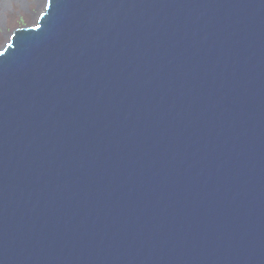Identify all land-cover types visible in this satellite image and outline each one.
Returning <instances> with one entry per match:
<instances>
[{"label": "water", "instance_id": "water-1", "mask_svg": "<svg viewBox=\"0 0 264 264\" xmlns=\"http://www.w3.org/2000/svg\"><path fill=\"white\" fill-rule=\"evenodd\" d=\"M0 27V264H264V0Z\"/></svg>", "mask_w": 264, "mask_h": 264}, {"label": "bare ground", "instance_id": "bare-ground-1", "mask_svg": "<svg viewBox=\"0 0 264 264\" xmlns=\"http://www.w3.org/2000/svg\"><path fill=\"white\" fill-rule=\"evenodd\" d=\"M2 1V3H1ZM41 0H0V25L12 26L18 16H23L28 23L33 19V8L39 9ZM17 26L16 24L14 27ZM0 30L1 27H0Z\"/></svg>", "mask_w": 264, "mask_h": 264}, {"label": "rangeland", "instance_id": "rangeland-1", "mask_svg": "<svg viewBox=\"0 0 264 264\" xmlns=\"http://www.w3.org/2000/svg\"><path fill=\"white\" fill-rule=\"evenodd\" d=\"M1 3H2V1H1ZM41 6H42V0L40 1V4H39V7H41ZM32 12L34 13V16H33V18H34L35 15L38 13V9L33 8ZM14 23L17 26L14 27L15 24L13 25V27L9 26V25H6L5 26V31L6 32H10L12 29H14L16 27L28 24V22L26 21V19L23 16H18L17 19L14 20ZM3 42H4V34H3L2 30H0V46L2 45Z\"/></svg>", "mask_w": 264, "mask_h": 264}]
</instances>
